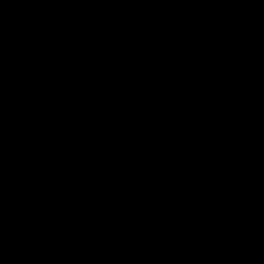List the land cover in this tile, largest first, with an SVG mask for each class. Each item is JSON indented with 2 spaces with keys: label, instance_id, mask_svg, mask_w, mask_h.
I'll use <instances>...</instances> for the list:
<instances>
[{
  "label": "trees",
  "instance_id": "trees-1",
  "mask_svg": "<svg viewBox=\"0 0 264 264\" xmlns=\"http://www.w3.org/2000/svg\"><path fill=\"white\" fill-rule=\"evenodd\" d=\"M15 1L22 4L0 5V70L5 73L18 69L31 79L39 73L36 80L45 87L54 83L50 75L60 82L82 77L109 92L98 105L103 109L122 104L117 99L121 95L143 114L154 112L162 98L223 109L242 96L264 109V0H240L238 7L206 13L188 6L194 0H161L163 11L168 1L185 11L150 18L141 10L111 18L110 13H88L74 5L65 9L59 2ZM72 130V123L55 124L51 131L47 124L13 125L0 131V140L61 141ZM90 134L82 130L79 143L92 146ZM236 151L260 157L248 149ZM192 239L190 252L204 249L198 237ZM263 255L260 250L229 253L225 264H264ZM194 256L189 254L188 261Z\"/></svg>",
  "mask_w": 264,
  "mask_h": 264
},
{
  "label": "water",
  "instance_id": "water-1",
  "mask_svg": "<svg viewBox=\"0 0 264 264\" xmlns=\"http://www.w3.org/2000/svg\"><path fill=\"white\" fill-rule=\"evenodd\" d=\"M63 86L73 103L88 107L98 106L108 92L95 89L79 76L67 78ZM159 108V118L149 129L124 131L120 144L102 139L96 150L85 146L75 149L77 157H111L130 164L147 156L150 167L163 172L154 179L121 178L122 194L104 197L109 209L119 211L120 218L130 220L133 226L144 227L149 239L184 231L204 235L210 254L208 264H220L221 257L229 253L264 251V109L239 99L223 109H209L171 98H162ZM6 116V112H0V122ZM44 117L46 110L34 105L25 122L31 125ZM73 117L85 118L100 129L119 127L112 120L84 111L58 114L54 121L67 123ZM173 146L187 148L188 154L173 161L165 151ZM236 148L255 152L261 159L239 157ZM36 152L29 144L0 146V159L28 157ZM11 201V210L23 203L18 197ZM147 203L165 209L168 215L184 213L188 224L183 226L172 219L164 227L153 223L150 213L142 210ZM90 211L94 207L77 204L75 217L68 216L61 226L41 229L38 240L75 241L80 228L92 227L93 219L87 217ZM4 256L0 253V258Z\"/></svg>",
  "mask_w": 264,
  "mask_h": 264
},
{
  "label": "rangeland",
  "instance_id": "rangeland-1",
  "mask_svg": "<svg viewBox=\"0 0 264 264\" xmlns=\"http://www.w3.org/2000/svg\"><path fill=\"white\" fill-rule=\"evenodd\" d=\"M42 1L47 2L46 4L59 2L57 4L65 9L74 5L79 10L88 13H110L111 18L118 17V14L124 10L133 14L141 10L147 18H150L148 15L156 13H166L176 17L185 11V9L177 8L172 1L166 2L167 6L163 11V5L159 3L161 0H148L146 3H141V0H68L67 3L60 0ZM21 2L16 4H22ZM239 4L240 0H194L189 2L188 6L206 13L208 9H222L226 6L238 7ZM2 7L5 9L7 4L3 3ZM39 8H43V6H39ZM15 62L18 63L17 60ZM37 76L40 74L38 73ZM31 77L32 79L18 69L11 73L0 70V112H8V116L0 124L1 132L13 125H20L22 128H37L42 124H47L51 131L52 124L55 125L54 118L58 114L79 111L112 120L119 126L118 128L100 129L85 118L73 117L67 123L74 124L76 130H72L61 141L51 138L36 143L24 140L10 143L0 140L1 147L29 144L40 148L36 155L10 159L1 158L5 160V165L10 172H13V175L10 179L5 176L0 180L5 185L13 182L20 186L14 190L15 194L25 196L29 200L34 225L36 223L40 227L62 225L68 215L76 216L74 209L77 204L94 207V211L87 214L88 218L93 219L92 227L89 230L83 229L76 242L66 240L59 246L62 252V264H159L162 262L164 264H184V262L187 264H208L210 254L205 249L206 237L204 235L196 236L204 249L198 248L193 252H190V247L194 235L185 231L182 234H162L156 239H149L144 227H135L130 220H122L121 213L110 210L105 203V196L122 194L120 180L123 177L154 179L162 175V171H156L150 167L147 156L137 164H130L127 161L111 157L85 158L76 156L78 153L75 152V149L85 146L79 143V134L82 130L89 129L91 131L92 146H85L87 148L98 149L102 145V139L120 144L124 142L122 136L124 131L130 128L149 129L159 118V105L151 114H143L133 110L121 95L117 99L124 102L117 106H111L110 109H103L96 105L88 107L84 103L78 106L65 95L63 82L57 78L50 75V79L54 83L45 87L36 80L35 76ZM98 88H103V86ZM120 88L121 86H118V89ZM110 98L109 94L106 98L108 102H110ZM238 99L245 102L242 96ZM253 104L263 109V106H259L256 102ZM34 105H39L41 109L46 110L47 117L27 126L25 120ZM119 117L125 120L119 121ZM62 119L63 117L60 116L59 120ZM56 124L61 126L63 122ZM55 144L59 145V148L54 149ZM46 148L50 149V152H56L57 157L50 158V153L46 151ZM165 151L175 162L188 154V149L182 146L169 147ZM236 153L242 158L261 159V156L255 158L251 154L245 156L243 151ZM69 172L71 173L70 177L57 178L59 174ZM17 175H21L24 179ZM24 181L26 182L23 183ZM14 191H7L5 195L14 193ZM142 210L150 213L153 223L163 227L170 219L183 226L188 224V218L184 213L179 216L168 215L165 209L155 207L151 203H147ZM193 253L196 256L190 262L188 256ZM261 253L264 254V251ZM226 255L221 257L220 264L226 263ZM149 257L151 259L148 261ZM196 258L198 261L195 260ZM96 260L98 262L93 263Z\"/></svg>",
  "mask_w": 264,
  "mask_h": 264
},
{
  "label": "flooded vegetation",
  "instance_id": "flooded-vegetation-1",
  "mask_svg": "<svg viewBox=\"0 0 264 264\" xmlns=\"http://www.w3.org/2000/svg\"><path fill=\"white\" fill-rule=\"evenodd\" d=\"M6 113L8 116V112ZM48 121H52V120H48ZM54 124H56V122H54ZM54 146H55L54 149L59 148V145L57 144H55ZM35 148L37 149V152L34 155H36L38 151H40V148L37 147ZM46 151L50 153V158L55 159L57 157L56 152H50L51 150L48 148H46ZM4 159H0V179L1 177L4 178L5 176H7V178L10 179L11 176L13 175V172L9 171V168L4 163L5 161ZM53 170H55V168H53ZM69 174L71 175L70 172ZM61 175L62 174H59L57 178L66 179L70 177L69 175L66 178H62ZM17 177L24 179V177H22L21 175H17ZM25 182L26 181H24L23 183ZM19 187L20 186L15 185L13 182H9L8 184L5 185L0 180V234L4 233L0 237V253H5V256L3 258H0V264H39L40 263L39 259H43L41 262L42 264H62L63 263L61 256L62 252L60 251L59 246L66 240L60 241L58 243H54L53 241L38 240V238L40 237L39 231L47 227H40L39 225H37V223L36 225H34V219L31 217L32 207H30L31 205L29 206V200L25 196L23 197L15 194L14 190H16ZM7 191H14V193H9L6 196L5 192ZM13 197H18L20 199H23V203L20 206H18L16 209L11 210L12 207L11 198ZM16 215L17 217H14ZM11 217H13L12 220L10 219ZM83 225L84 223L82 224V227ZM48 227H55V226H48ZM82 230L83 229L80 228L79 236L77 237L75 242L80 238Z\"/></svg>",
  "mask_w": 264,
  "mask_h": 264
},
{
  "label": "built area",
  "instance_id": "built-area-1",
  "mask_svg": "<svg viewBox=\"0 0 264 264\" xmlns=\"http://www.w3.org/2000/svg\"><path fill=\"white\" fill-rule=\"evenodd\" d=\"M0 1H2V0H0ZM5 2H0V5H2L3 3H6V4H10V3H17V1H15V0H4Z\"/></svg>",
  "mask_w": 264,
  "mask_h": 264
}]
</instances>
